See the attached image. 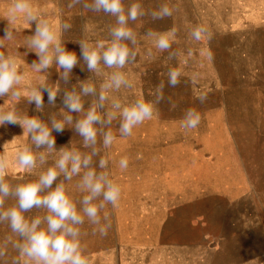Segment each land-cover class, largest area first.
<instances>
[{
    "label": "rangeland",
    "instance_id": "obj_1",
    "mask_svg": "<svg viewBox=\"0 0 264 264\" xmlns=\"http://www.w3.org/2000/svg\"><path fill=\"white\" fill-rule=\"evenodd\" d=\"M17 2L0 0V64L15 66L20 77L0 96V114L11 113L18 121L0 126V182L9 188L0 196V264H41L22 252L27 235L14 231L4 213L16 209L29 227L39 220L37 232L63 231L49 233L47 218L54 213L43 205L22 210L16 195L17 188L39 183L49 169L56 179L38 195L62 187L82 218V223L64 222L77 233L66 239L78 243L87 264H264V0H122L125 16L133 4L142 14L124 25L132 38L119 41L112 34L120 26L116 16L94 10V0H20L25 10L14 11ZM165 5L172 15L154 18ZM38 26L54 36L41 54L51 58L47 68L37 67ZM198 26L207 29L201 41L191 36ZM173 29L171 47L159 49V35ZM113 43L129 50L123 67L104 63L103 53ZM84 50L101 57L95 69H89ZM61 51L77 59L67 75L56 60ZM172 69L181 73L176 86L169 83ZM116 75L123 78L119 86ZM85 87L93 91L86 93ZM47 89L55 92L54 101ZM34 93L43 97L39 107L31 99ZM68 94L79 97L80 111L67 107ZM201 94L207 97L203 103ZM138 103L152 107V118L125 134L123 110ZM189 110L200 116L195 128L187 125ZM90 111L99 117L92 124L94 141L77 129ZM26 119L46 128L54 145H37L33 135L41 130L26 131L20 123ZM109 134L113 139L106 145ZM128 149L137 162L130 169L134 182L126 186L119 179L111 186L106 160L118 157L119 177H126L121 161ZM23 153L34 157L32 166L21 165ZM65 153L70 159L61 170L58 161ZM147 154L151 161L162 154V179L157 170L136 173ZM75 156L80 170L69 178ZM89 173L102 185L99 194L87 185ZM111 188L118 189L119 209L129 203L141 204L140 209L130 215L120 210L111 218L114 203L104 195ZM86 197H91L87 204ZM144 203H151L147 221ZM89 206L97 208L94 218L84 211Z\"/></svg>",
    "mask_w": 264,
    "mask_h": 264
},
{
    "label": "clouds",
    "instance_id": "obj_2",
    "mask_svg": "<svg viewBox=\"0 0 264 264\" xmlns=\"http://www.w3.org/2000/svg\"><path fill=\"white\" fill-rule=\"evenodd\" d=\"M26 5L23 2H18L15 5L14 11H24ZM103 10L117 18V24L120 25L113 30V36L117 41L120 39H130L132 38V32L128 30L124 25L127 24L129 19L136 20L140 13V5L133 4L129 9L127 16L124 15V8L122 6V0H94V10ZM172 10L165 6H162L159 13H153L154 18H163L165 16H171ZM34 19V17H31ZM6 36L9 35L7 29H5ZM205 33L207 29L204 27H196L193 29L191 36L196 41H201L205 38ZM174 36L175 30H171L167 34H160L158 40L156 41V46L161 50H166L171 47L168 36ZM210 38V36H209ZM54 36L49 32V30L44 27H37V39L34 40V44L38 50V55L44 54L48 50L49 44L53 41ZM83 47V46H82ZM84 59L88 63L89 69H95L98 65L101 57L97 55L95 51L88 52L84 50L82 52ZM129 56V50L126 46L119 43H113L112 46L103 53V60L109 67L117 66L123 67ZM57 63L60 67L65 70V75L74 67L77 62L74 53L67 51H61L60 55L56 57ZM51 64V58L46 55H41V63L38 68H47ZM181 73L176 69L169 71V83L172 86H176L180 81ZM20 77L16 75L15 66L9 70L8 64H0V96L6 93L14 82H19ZM114 81L117 86L122 83L123 78L120 75L114 77ZM49 95V101H54L55 92L47 89ZM93 91L90 87H85L84 92ZM18 95V94H16ZM35 100L37 107L43 103V97L40 93H34L31 97ZM104 97L101 96V100ZM198 99L203 103L207 97L204 94L199 95ZM65 103L67 107L72 111H80L82 105L79 102V97L68 94L66 96ZM153 109L150 105L145 103H138L132 108H125L123 110L124 123L122 125V131L125 134H132V129L135 125L143 123L145 120H150L152 118ZM189 119L187 120V125L190 128H195L200 122V116L198 114L193 115V112L189 110ZM69 120L71 117L68 118ZM99 117L94 111H90L86 119L79 121L77 124V129L81 135H83L87 140H95V130L92 124L97 121ZM18 121L15 116L11 113L0 114V126L5 124H17ZM21 126L25 128L26 131L34 132L36 129H40L39 135H33V140L40 144H48L50 147L54 145L55 140L51 138L50 132L41 126V124L35 119H26L20 122ZM53 127L57 131L63 130V124L53 123ZM113 137L109 134L105 138V144H109ZM70 159V154L65 153L63 157L58 161V166L61 170H64L68 160ZM72 169L69 173V178L72 173H77L80 170V157H72ZM19 161L21 165L25 167H30L34 164V157L31 154L23 153L19 156ZM85 164L88 163L87 160L84 161ZM103 161L101 164L103 165ZM121 166H126V161H121ZM3 165L0 164V175H2ZM92 173L88 174L87 185L91 189L93 194H99L102 185L99 182L93 183L91 180ZM57 172L54 169H49L45 175H42L40 182L37 184H29L23 187H19L16 190V195L19 197V207L22 210H29L33 206H46L54 216H49L48 229L49 233L55 234L62 230L60 235H49L44 231H36V227L39 224V220L33 221L31 227L24 221L23 216L16 209H12L9 212L3 214L4 218H9L11 220V226L14 231L21 233L22 235H27L28 245L22 248V252L26 253L28 256L34 257L41 262V264H87V261L81 257L78 252L79 245L77 242L70 241L66 239V236H75L77 233L71 227L65 225L66 220H71L73 223H82V218L76 213L75 207L69 202L68 198L65 196L62 187H57L54 192L41 198L38 193L41 191V186L50 187L53 181L56 179ZM9 194V188L6 184L0 182V196H6ZM105 199L112 201L114 204L117 200L118 189L111 188L105 194ZM91 197L85 198V203L87 204ZM89 217H95L97 213V208L95 206H89L84 209ZM258 260V259H257Z\"/></svg>",
    "mask_w": 264,
    "mask_h": 264
},
{
    "label": "crops",
    "instance_id": "obj_3",
    "mask_svg": "<svg viewBox=\"0 0 264 264\" xmlns=\"http://www.w3.org/2000/svg\"><path fill=\"white\" fill-rule=\"evenodd\" d=\"M124 87H126V91H130L132 93L133 91V87L131 85H129V83L125 84ZM129 149L126 150L123 155L125 156L124 157V160H126V166L125 167H122L124 169L123 172L126 173V177H119V162H118V157H113V156H110V160H106V164H105V170L106 172H110V178H111V186H113V184L118 181H120L119 179L123 180V182L125 184H127L126 186H128V184H130L132 181L134 182V174H131V171L130 169L134 168L135 166L133 164H136L137 162L133 163L132 162V154H129ZM149 156L150 155H143L140 160H138V162H142L143 165L141 166L142 168V172H136L140 175H143L145 173L151 175V171L152 172H155L156 170L158 171L159 175L158 177L160 179H162V154L160 156H158L157 158L159 159L158 161L156 160V158H154V160H149ZM170 162H174L172 160H169ZM168 160L167 161H164V162H167V163H170ZM146 162V165H144ZM167 167V166H166ZM136 168V167H135ZM146 174V175H147ZM141 181V180H140ZM145 181L144 179V176H142V181L143 182ZM132 182V183H133ZM119 195V193H118ZM118 195H117V198H118ZM130 195H133V193H130ZM141 204H125L122 206L121 209H119V204H111L110 205V210H111V218L117 216V212L118 211H122L124 213H126V215H130L131 212L133 213L134 210H139V206ZM137 207V208H136ZM142 208V212H143V220L147 221L148 219H151V213H150V209H151V203H144L142 204L141 206ZM158 211L162 212V204H158ZM129 217V216H128ZM160 227H162V219L160 221V224H159ZM23 257V256H22Z\"/></svg>",
    "mask_w": 264,
    "mask_h": 264
},
{
    "label": "bare ground",
    "instance_id": "obj_4",
    "mask_svg": "<svg viewBox=\"0 0 264 264\" xmlns=\"http://www.w3.org/2000/svg\"><path fill=\"white\" fill-rule=\"evenodd\" d=\"M180 53V52H179ZM87 224V223H86Z\"/></svg>",
    "mask_w": 264,
    "mask_h": 264
}]
</instances>
